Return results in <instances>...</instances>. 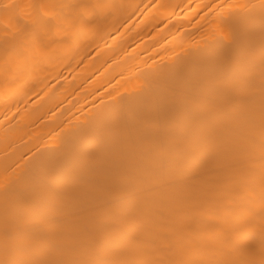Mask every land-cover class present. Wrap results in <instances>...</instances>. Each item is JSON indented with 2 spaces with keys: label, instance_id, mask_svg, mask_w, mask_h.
<instances>
[{
  "label": "bare ground",
  "instance_id": "bare-ground-1",
  "mask_svg": "<svg viewBox=\"0 0 264 264\" xmlns=\"http://www.w3.org/2000/svg\"><path fill=\"white\" fill-rule=\"evenodd\" d=\"M0 264H264V0H0Z\"/></svg>",
  "mask_w": 264,
  "mask_h": 264
}]
</instances>
